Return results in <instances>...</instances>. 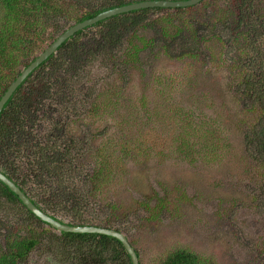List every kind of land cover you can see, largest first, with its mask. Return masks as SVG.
<instances>
[{"label":"rangeland","instance_id":"1","mask_svg":"<svg viewBox=\"0 0 264 264\" xmlns=\"http://www.w3.org/2000/svg\"><path fill=\"white\" fill-rule=\"evenodd\" d=\"M227 3L211 0L213 11L198 14L201 26L216 24L219 37L199 44L195 57L157 53L146 68L141 60L118 68L119 81L100 78L107 70L97 61L86 80L65 82L74 89L54 92L57 100L48 102L52 114L30 104L38 107L20 117L26 129L20 138L33 137L35 150L47 147L38 160L43 168L35 167L41 186L26 181L25 188L40 203L58 202L50 210L44 203L43 210L66 223L118 228L141 264H159L178 248L206 264H264V169L250 156L249 147L258 144L246 138L252 136L247 125L257 119L246 110L248 94L254 84L264 94V0H252L251 18L239 33L216 19L231 8ZM73 22L62 17L59 28ZM52 26L40 40L33 35L37 55L56 35ZM12 66L21 71L23 60ZM51 75L61 81L58 72ZM13 130L17 138L19 129ZM29 159H35L30 150L24 157ZM97 172L106 181L94 185L90 178ZM151 212L159 214L157 220H148ZM31 223L36 233L46 228L1 202L0 244ZM21 264L61 262L44 234Z\"/></svg>","mask_w":264,"mask_h":264},{"label":"trees","instance_id":"2","mask_svg":"<svg viewBox=\"0 0 264 264\" xmlns=\"http://www.w3.org/2000/svg\"><path fill=\"white\" fill-rule=\"evenodd\" d=\"M136 1L141 0H0V59H2L0 66H4L7 71H3V75H0V97L22 71H14L13 63L16 64L22 59L23 67H26L37 56L35 50L37 46L33 35L40 40L44 37L43 33L48 24L49 26H52L50 23L54 24L52 30L56 35L51 33L50 42H52L66 29L59 28L58 22L62 17L72 19L75 23L105 9ZM208 3L210 4L211 0H201L196 4L183 7H146L120 12L87 25L64 40L54 53L26 76L0 111V172L16 185L18 184L22 190H27L26 181L41 186L40 176L36 173L35 167L43 168V164L38 160L47 145L35 150L33 147L38 145L31 143L33 137L20 138L26 130L23 126L25 123L20 117L24 115L26 109L36 110L38 107L30 106V104H39L48 114H52V111L48 109V102L57 100L54 92L59 93L57 90L62 88L74 89L71 88L72 86L68 88L65 82L76 77L78 81L86 80L90 75L88 67L91 68V65L97 61L100 64L98 68L107 70L102 71L106 74L100 78L104 81H119L122 75L118 68H124L129 64L135 65L140 60L145 64L141 68H146L147 64L151 65L157 53H164L173 58L177 55L195 57L199 44L203 45L204 42H210L211 39L215 40L214 37H219L215 23L205 22L201 26L197 17L198 14L199 17L201 16L204 9L213 11ZM227 4L228 6L230 4L231 8L225 9L222 16L216 19L221 23L227 22L231 32H238L241 25L249 23L250 19L246 17L251 18L252 0H228ZM240 10H243L245 14H242ZM162 12H167V15H160ZM156 13L158 17L152 18ZM158 21L161 29L156 28ZM251 22L255 25V20L251 19ZM149 30H153L151 37H140L141 31ZM219 30L222 31V28L219 27ZM143 55L146 56L143 57ZM203 55L206 56V54ZM119 58L121 61L117 63ZM249 62L250 65L253 61L249 60ZM115 67H117L116 71ZM3 69L1 67L0 72ZM52 71L60 74L61 81L51 75ZM41 72L47 73L50 77ZM52 76L54 79H51ZM8 78L10 79L7 82ZM254 85L253 94H248L246 110L254 112L257 119L247 125L252 136L248 138L249 134L246 138L250 145L252 142L258 144L249 147L250 156L255 157L253 161L264 169V94L262 90L258 91L257 84ZM114 86L115 82L109 84L106 89L112 90ZM242 87L245 89L246 85L242 84ZM38 115L37 110L35 116ZM15 126L19 129L17 138H15L16 131L13 130ZM11 132H13L12 136ZM37 138L40 139V137ZM29 150L35 154V159L25 161V152ZM102 177L97 172L91 176L90 181H93L94 185L103 183L106 180H101ZM3 201L10 202V205L24 213L28 219L43 223L46 228L36 233L31 223L24 233L14 231L7 234L3 244H0V264L24 262L44 234L51 239L55 259L61 264H132L129 254L115 237L96 233L57 231L34 216L20 202L17 195L0 181V203ZM71 201L72 204L77 202L74 196ZM51 202H43L47 210H50L51 205L55 208L58 204V202ZM114 209L116 211L117 207L115 206ZM156 211L159 212V208ZM50 215L57 218L55 214L50 213ZM158 215L151 212L146 217L149 221L157 220ZM106 227L118 230L109 225ZM136 253L141 264L138 251ZM159 264L206 263L193 251L178 248L168 253L159 261Z\"/></svg>","mask_w":264,"mask_h":264},{"label":"water","instance_id":"3","mask_svg":"<svg viewBox=\"0 0 264 264\" xmlns=\"http://www.w3.org/2000/svg\"><path fill=\"white\" fill-rule=\"evenodd\" d=\"M201 0H141L125 5L105 9L98 12L92 17L77 21L67 27L63 32H61L51 43H49L22 71L17 75V77L8 85L2 96L0 97V111L2 110L4 104L12 95L14 90L26 76L37 67L42 61H44L50 54L54 53L57 47L71 36L74 32L79 29L84 28L98 20L104 19L106 17L115 15L120 12H125L134 9L146 8V7H177V6H189L198 3ZM0 181L3 182L14 194H16L21 200V202L29 209L35 216L40 220L48 223L53 228L58 231L64 232H77V233H96L104 234L108 236L115 237L118 239L126 252L129 254L132 264H139L138 256L135 252L134 247L130 244L126 236L117 231L116 229H110L106 227H101L97 225H68L66 223H61L59 220L52 218L51 216L41 212L35 207L28 197L20 190L18 186L15 185L13 181L8 179L3 173L0 172Z\"/></svg>","mask_w":264,"mask_h":264},{"label":"clouds","instance_id":"4","mask_svg":"<svg viewBox=\"0 0 264 264\" xmlns=\"http://www.w3.org/2000/svg\"><path fill=\"white\" fill-rule=\"evenodd\" d=\"M6 176V175H5ZM7 177V176H6ZM8 178V177H7ZM9 179V178H8ZM16 195V194H15ZM26 196V195H25ZM18 197V196H17ZM27 197V196H26ZM29 198V197H28ZM19 199V198H18ZM29 200L31 201V203L35 206V207H37L38 208V210H40L41 212H43V213H45V214H47V215H49V216H51L50 215V213H47L46 211H43L41 208H43L44 207V205H40V206H37L30 198H29ZM20 202H21V200H20ZM6 203H10V202H6ZM22 203V202H21ZM23 204V203H22ZM24 205V204H23ZM25 206V205H24ZM26 207V206H25ZM41 207V208H40ZM14 208H16V207H14ZM18 210V209H17ZM29 210V209H28ZM19 211V210H18ZM30 211V210H29ZM20 213H22V212H20ZM24 216H26L24 213H22ZM52 214V213H51ZM34 215V214H33ZM35 216V215H34ZM27 217V216H26ZM37 217V216H36ZM52 217V216H51ZM57 217V216H56ZM38 218V217H37ZM52 218H54V217H52ZM58 218V217H57ZM57 218H54V219H57ZM30 220V219H29ZM57 220H59V218L57 219ZM61 220V219H60ZM59 220V221H60ZM42 221V220H41ZM42 222H44V221H42ZM61 222V221H60ZM44 223H46V222H44ZM61 223H66V222H61ZM46 224H48V223H46ZM66 224H68V225H78V224H69V223H66ZM49 225V224H48ZM80 225H84V224H80ZM87 225H92V224H87ZM50 226V225H49ZM98 226V225H97ZM50 227H52V226H50ZM102 227V226H101ZM53 228V227H52ZM106 228H110V229H112L111 227H106ZM53 229H55V228H53ZM113 229H115V228H113ZM55 230H57V229H55ZM58 231V230H57ZM117 231H119V230H117ZM64 232V231H63ZM121 232V231H120ZM122 233V232H121ZM127 238V237H126ZM128 239V238H127ZM129 241V240H128ZM130 242V241H129ZM131 244V243H130ZM132 245V244H131ZM133 246V245H132ZM135 249V248H134ZM136 252V251H135ZM137 254V253H136Z\"/></svg>","mask_w":264,"mask_h":264},{"label":"flooded vegetation","instance_id":"5","mask_svg":"<svg viewBox=\"0 0 264 264\" xmlns=\"http://www.w3.org/2000/svg\"><path fill=\"white\" fill-rule=\"evenodd\" d=\"M11 180V179H10ZM12 181V180H11ZM16 185V184H15ZM17 186L19 187V185L17 184ZM27 197H29L37 206H40V205H44L43 204V202L42 203H40V202H38V201H36L33 197H32V195L30 194V192L29 191H27V190H22V189H20Z\"/></svg>","mask_w":264,"mask_h":264}]
</instances>
